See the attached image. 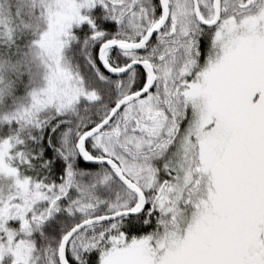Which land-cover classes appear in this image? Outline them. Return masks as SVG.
Returning a JSON list of instances; mask_svg holds the SVG:
<instances>
[{
	"label": "snow or ice",
	"instance_id": "snow-or-ice-1",
	"mask_svg": "<svg viewBox=\"0 0 264 264\" xmlns=\"http://www.w3.org/2000/svg\"><path fill=\"white\" fill-rule=\"evenodd\" d=\"M0 264H264V0H0Z\"/></svg>",
	"mask_w": 264,
	"mask_h": 264
}]
</instances>
